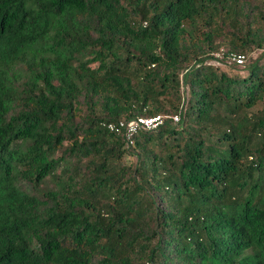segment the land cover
<instances>
[{"label":"trees","instance_id":"1","mask_svg":"<svg viewBox=\"0 0 264 264\" xmlns=\"http://www.w3.org/2000/svg\"><path fill=\"white\" fill-rule=\"evenodd\" d=\"M0 264H264V0H0Z\"/></svg>","mask_w":264,"mask_h":264},{"label":"built area","instance_id":"2","mask_svg":"<svg viewBox=\"0 0 264 264\" xmlns=\"http://www.w3.org/2000/svg\"><path fill=\"white\" fill-rule=\"evenodd\" d=\"M217 56L219 59L223 57V53L219 52L217 53ZM237 62L239 65H244L246 61V54H237V53H231L229 62ZM168 116L159 114L156 116L146 117V116H139L136 119L130 120L128 122L126 121H119L115 123H108V128L112 131H121L124 130L126 137L130 144L134 142V135L141 129H155L159 126L163 125L166 118ZM179 115L175 114L173 115V119L175 121H179Z\"/></svg>","mask_w":264,"mask_h":264},{"label":"rangeland","instance_id":"3","mask_svg":"<svg viewBox=\"0 0 264 264\" xmlns=\"http://www.w3.org/2000/svg\"><path fill=\"white\" fill-rule=\"evenodd\" d=\"M262 52L261 49H256L255 51L251 52L250 53V58L248 59V61L246 62V65L252 60V59H255L256 57L259 56V54ZM228 61V59L226 60ZM210 63L212 64H216V65H219V66H222L226 69H231L230 66H227L226 64H228L229 62H224L222 59H219V57L217 56V53H216V58L215 59H212L210 61ZM233 68L237 69L239 73H241L242 75H247L248 71L246 69V66H234ZM185 90L184 92V95H185V99L187 100L188 99V90H187V87H185L183 89V91Z\"/></svg>","mask_w":264,"mask_h":264}]
</instances>
